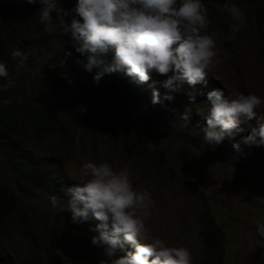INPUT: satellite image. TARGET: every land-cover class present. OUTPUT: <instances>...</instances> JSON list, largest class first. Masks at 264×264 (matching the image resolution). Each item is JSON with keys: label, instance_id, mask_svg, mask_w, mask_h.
Here are the masks:
<instances>
[{"label": "clouds", "instance_id": "clouds-1", "mask_svg": "<svg viewBox=\"0 0 264 264\" xmlns=\"http://www.w3.org/2000/svg\"><path fill=\"white\" fill-rule=\"evenodd\" d=\"M20 4L21 31L0 58V84L14 71L13 63H4L5 56L38 18L49 30L59 27L70 34L72 48L83 57L68 65L75 76L78 67L87 76L79 78L112 89L121 105L127 96L137 98L138 111L150 117L160 114L169 128L180 125L189 143L234 173L264 179V172H257L264 165V0H24ZM224 32L235 39L239 51L235 67L228 71L227 87L212 70L226 46ZM11 55L20 58L21 68L28 59L19 49ZM71 56L66 52L63 63ZM231 90L237 92L235 97ZM172 99L174 103L168 102ZM81 172L89 179L84 186L67 190L70 199L61 211L71 212L73 223L87 221L90 214L98 220L100 225L92 226L91 232L99 233L92 244L104 247L106 259L99 264H193L189 248L167 246L153 236L146 221L154 201L149 191L133 187L127 165L116 171L107 162L89 161ZM49 199L54 208L60 207L57 195ZM257 231L264 236V224ZM117 251L122 254L119 258ZM201 257L202 240L196 264Z\"/></svg>", "mask_w": 264, "mask_h": 264}, {"label": "rangeland", "instance_id": "rangeland-1", "mask_svg": "<svg viewBox=\"0 0 264 264\" xmlns=\"http://www.w3.org/2000/svg\"><path fill=\"white\" fill-rule=\"evenodd\" d=\"M223 35L227 39L226 46L219 53V64L212 70L227 87L228 71L235 67V55L239 51L235 39H229V32ZM17 41L5 56L4 63H13L11 69L14 72H9V77L0 84L11 82L10 86L0 88V104L12 98L29 100L44 95L57 103L61 118L66 108L74 106L76 99L87 109L100 110L108 106L116 111L122 110L121 97L115 91L97 87L70 72L68 65L83 57L72 48L70 34L66 36L61 28L49 30L37 18ZM15 49L28 56L22 68L17 67L20 58H12ZM68 51L72 56L63 63ZM229 94L235 97L237 92L231 90ZM70 132L71 141H62L55 135L27 145L35 155H52L59 159L67 187L84 186L89 178L82 174L81 167L86 162L97 165L107 162L116 171L127 165L133 187L149 191L154 201L146 221L153 236L162 239L167 246L189 248L193 264H196L201 253L196 216L208 206L227 233L225 264H264V236L257 231V226L264 224L263 178L249 179L234 173L214 155L204 153L193 142L189 143L187 136L181 134L180 125L170 127L168 132L143 129L134 123L130 125L129 132L142 139L147 147H156L166 153L165 163L153 161L144 165L127 159L120 143L112 140L106 132H96L90 137L73 124ZM257 172H264V165ZM0 183L12 188L10 170L1 154ZM25 207L40 232L38 251L48 264L52 261L54 264H99L101 259H106L104 247L92 244V238L99 233L74 230L67 212L61 211L63 205L54 208L48 197L38 194L27 200ZM125 246L132 250L130 245ZM32 250L31 243L21 239L14 229L0 236V264H31ZM121 256L117 251L115 258Z\"/></svg>", "mask_w": 264, "mask_h": 264}, {"label": "trees", "instance_id": "trees-1", "mask_svg": "<svg viewBox=\"0 0 264 264\" xmlns=\"http://www.w3.org/2000/svg\"><path fill=\"white\" fill-rule=\"evenodd\" d=\"M22 2L24 0H0V58L9 46L15 44L17 33L21 31L18 25L22 22ZM74 71L78 77H87L78 67ZM127 99L121 105V111L108 106L100 110L87 109L76 99L73 107L64 110L63 118L58 115L57 103L44 95L29 100L12 98L0 104V154L5 158L12 181V188L0 183V236L14 229L21 239L30 242L33 246L31 264L48 263L38 251L40 232L32 222L25 202L38 194L48 197V200L50 196L57 195L60 204L65 207L70 199L66 197L70 188L59 176V159L52 155H35L27 145L55 135L62 141H71L70 125L73 124L82 134L90 137L96 132H106L112 140L121 144L126 158L137 164L144 165L153 160L165 163V151L146 147L142 139L129 132L128 127L134 123L143 129L160 132L167 130L169 123L158 113L150 117L149 113L138 111L137 98L127 96ZM65 211L71 218V212ZM196 219L202 240L199 264H225L228 250L226 231L207 206ZM97 221L90 214L84 222L73 223L71 218L70 225L74 230L88 234L92 226L100 225Z\"/></svg>", "mask_w": 264, "mask_h": 264}]
</instances>
